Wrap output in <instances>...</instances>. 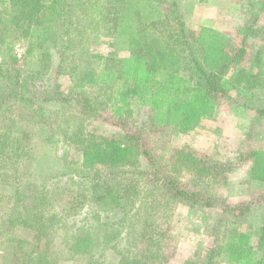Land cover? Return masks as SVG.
Instances as JSON below:
<instances>
[{
	"label": "trees",
	"instance_id": "obj_1",
	"mask_svg": "<svg viewBox=\"0 0 264 264\" xmlns=\"http://www.w3.org/2000/svg\"><path fill=\"white\" fill-rule=\"evenodd\" d=\"M182 1L0 0V214L7 204L19 207L22 235L15 241L30 250V264H171L182 240L173 218L182 205L216 210L218 227L233 225L223 241L215 240L205 264H220L224 254L229 264H264V222L254 232L242 226L264 193L232 204L177 176L227 185L249 164L251 180L264 183V143L227 150L230 161L178 147L165 164L148 146V126L186 135L213 118L231 97L224 81L257 34L249 24L237 44L211 26L192 35ZM100 33L127 56L94 53L92 37ZM21 41L24 70L15 54ZM261 66L247 88L264 87ZM61 76L71 79L70 88ZM39 123L55 125L49 142L66 148L58 152L62 171L43 176L31 194L10 195L12 168L33 155ZM107 208L119 210V218L105 221Z\"/></svg>",
	"mask_w": 264,
	"mask_h": 264
},
{
	"label": "rangeland",
	"instance_id": "obj_2",
	"mask_svg": "<svg viewBox=\"0 0 264 264\" xmlns=\"http://www.w3.org/2000/svg\"><path fill=\"white\" fill-rule=\"evenodd\" d=\"M262 2L264 0H256V6L248 8L247 3L240 0L182 1L187 11L189 31L192 35H197L201 26H211L228 33L233 42L237 44L241 43L243 33L249 24L256 29L257 34L253 35L246 45V59L224 81L223 85L231 97L229 100L220 101L213 118L204 120L196 131L186 135L177 134L172 128L163 133L150 126L146 127L145 135L148 146L160 159V163L165 164L172 150L178 147H186L197 154L209 153L223 161H230L231 157L227 150L245 142L257 145L264 143V116L262 117L257 111V109H264V87L256 85L253 88H247V85L254 79L253 77L263 70L261 68L264 63V6L262 8ZM1 10L0 5V13ZM18 49L22 54L18 66L24 70L26 65L23 59L26 53V43L24 41L18 43L15 54ZM91 50L96 54L127 56V53L113 49L110 45V38L102 33L93 35ZM49 77H47L48 82L52 84L56 77L54 69ZM58 81L65 89L71 87L72 82L68 76H61ZM58 107L52 106L53 109H58ZM135 110H139V107L134 106L132 109V118H134ZM28 113L26 111L25 115L27 116ZM23 117L25 122L26 118ZM97 124L107 131L112 130L102 121H97ZM54 131L55 125L52 123H39L35 127L33 155L12 168L14 175L11 180L12 184L7 190L8 194L14 195L17 190L21 194H31L43 176L56 175L62 171L63 161L58 152H63L66 148L61 143L49 142L53 140ZM74 159H77V156H74ZM249 169L250 165L246 164L235 171L227 185L198 181L186 173H177V176L187 187H202L208 194L225 197L232 204L251 203L264 193V183L251 180ZM63 199L65 203L69 201L70 194ZM255 207L249 215L242 219L243 228L252 232L264 222V202L257 203ZM102 214L105 221L113 222L119 218L120 213L115 208H107L102 211ZM18 218L19 207L17 205L7 204L2 208L0 264H30V250L15 241L17 236L22 235L17 232ZM219 218L220 213L216 210L180 206L173 219L182 233V240L178 248L172 251L171 264H205L207 254L210 253L215 240L223 241L225 236L232 231L231 220L225 221L222 227H218ZM220 228L221 232H219ZM59 264H84V262L81 259H75L63 260ZM220 264H229L225 254Z\"/></svg>",
	"mask_w": 264,
	"mask_h": 264
},
{
	"label": "built area",
	"instance_id": "obj_3",
	"mask_svg": "<svg viewBox=\"0 0 264 264\" xmlns=\"http://www.w3.org/2000/svg\"><path fill=\"white\" fill-rule=\"evenodd\" d=\"M16 55H17L18 58H21V57H22V54H21V52L19 51V49L17 50V54H16Z\"/></svg>",
	"mask_w": 264,
	"mask_h": 264
}]
</instances>
